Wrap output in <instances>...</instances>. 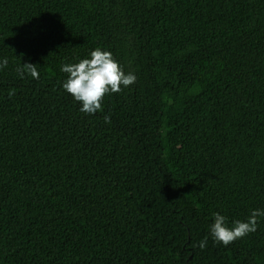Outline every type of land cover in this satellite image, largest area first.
<instances>
[{
  "label": "trees",
  "instance_id": "obj_1",
  "mask_svg": "<svg viewBox=\"0 0 264 264\" xmlns=\"http://www.w3.org/2000/svg\"><path fill=\"white\" fill-rule=\"evenodd\" d=\"M97 47L137 81L89 115L61 68ZM5 58L0 264H264V217L210 232L264 210V0H0Z\"/></svg>",
  "mask_w": 264,
  "mask_h": 264
},
{
  "label": "clouds",
  "instance_id": "obj_2",
  "mask_svg": "<svg viewBox=\"0 0 264 264\" xmlns=\"http://www.w3.org/2000/svg\"><path fill=\"white\" fill-rule=\"evenodd\" d=\"M8 60L0 62V68L7 67ZM61 71L68 74L63 82V88L71 94L77 102L82 103L81 112L94 115L102 111L103 99L106 95L119 93L123 88L133 85L137 81L134 73H126L123 66L114 55L100 47L90 53V58L81 59L78 63L65 64ZM21 78L25 73L34 79L40 78L37 65L22 64L17 68ZM9 95H14L13 91ZM105 123H111L110 116H105ZM214 223L210 226L212 238L224 246L255 232L258 228V218L264 217V210H252L247 221L236 220L231 225L228 218L220 213H214ZM201 249L207 247V237L199 245Z\"/></svg>",
  "mask_w": 264,
  "mask_h": 264
}]
</instances>
